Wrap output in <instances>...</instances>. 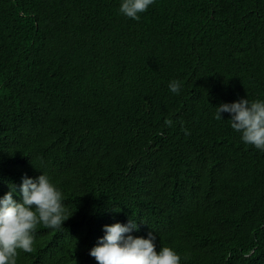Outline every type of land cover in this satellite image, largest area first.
<instances>
[{"label":"trees","instance_id":"1","mask_svg":"<svg viewBox=\"0 0 264 264\" xmlns=\"http://www.w3.org/2000/svg\"><path fill=\"white\" fill-rule=\"evenodd\" d=\"M119 4L0 0V195L42 160L74 211L17 264H97L102 226L129 218L180 264H264V152L213 118L264 99V0Z\"/></svg>","mask_w":264,"mask_h":264},{"label":"clouds","instance_id":"2","mask_svg":"<svg viewBox=\"0 0 264 264\" xmlns=\"http://www.w3.org/2000/svg\"><path fill=\"white\" fill-rule=\"evenodd\" d=\"M154 0H120L119 13L127 18L139 20ZM173 94H180L182 83L171 79L167 85ZM221 113L230 114L227 120L230 127L240 133L245 145H252L264 152V99L249 100L239 98L230 103L215 106L213 118L223 120ZM171 127L173 121L165 119ZM185 129V135H188ZM39 159V158H38ZM40 170L35 178L22 175L19 190L17 185L7 182L8 190L0 195V264H17L18 250L33 251L34 233L38 225L51 230H60L63 222L74 211L64 204L61 189L44 170V162L39 161ZM14 194L19 200L14 199ZM103 235L89 249V255L97 264H180L181 257L169 246H159L157 234L149 231L146 236H134L138 231L136 219L126 223L116 221L102 226Z\"/></svg>","mask_w":264,"mask_h":264}]
</instances>
